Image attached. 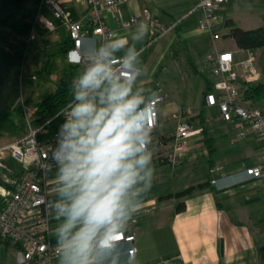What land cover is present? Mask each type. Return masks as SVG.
<instances>
[{
	"label": "crops",
	"instance_id": "crops-1",
	"mask_svg": "<svg viewBox=\"0 0 264 264\" xmlns=\"http://www.w3.org/2000/svg\"><path fill=\"white\" fill-rule=\"evenodd\" d=\"M60 1L65 15L70 20L80 19L87 10L81 0ZM200 1L129 0L121 6V15L123 19L128 20L133 16L141 15L143 10L149 9L152 16L162 25L177 24L178 30L174 29L177 32L175 40L181 38L185 42L192 36L193 30L201 33L198 31L199 20L202 16V10L199 8ZM232 4L229 3L220 8L219 12L225 15L226 20L220 21L215 26L214 34L226 38L229 30L225 27V23L228 20H233L235 25L240 27L237 21L228 15ZM194 16H196L195 19H193ZM107 23L120 37L128 38L129 44L134 43L130 37L138 25L123 29L119 26L118 20L111 16L107 17ZM57 30L65 33L66 36L61 44L62 47L66 43L68 33L65 26L60 23ZM8 31L11 37L17 35L10 29ZM153 33L149 29L142 41L135 42L140 52L146 51L144 48L153 42ZM226 39L232 43L229 48L222 50L219 49V45L214 44V52L230 51L239 60L248 57V52L239 50L233 39ZM15 44L11 43L13 47L20 46V44ZM93 46V40H86L83 54ZM20 49L19 47L18 50ZM71 50L67 53L60 51L67 67L73 65L69 60ZM244 54L246 57H243ZM117 55L122 56L123 53H117ZM187 60L197 69L193 75L200 77L201 82L195 92H192L191 87L185 88L180 92L181 95L178 91H172L171 93L175 95L173 101L170 93H165L167 100L171 99L169 102L171 104L158 106V126L151 131V146L154 149L152 163L155 166L152 186L146 193L137 196L134 194L140 187L137 185L127 197L130 215L122 222L120 232H124L125 235L136 233L135 242L133 244L117 242L109 249H95L93 251L94 264H264L259 253L260 248L264 246V180H254L244 173L247 167L257 164L261 144L248 128L246 136L239 137L238 124L221 120L217 108L205 109L204 94L208 89V84L214 82L215 78L206 76L210 70L205 64L206 58L203 59L202 65H196L192 58ZM150 67L142 68L145 71ZM161 68L160 66L159 70ZM152 77L149 76L151 81L154 78ZM151 81L143 79L142 85L141 82L139 85L144 87L145 94L152 96L153 99L154 91L147 87ZM242 83L244 82L239 81L238 84L241 91ZM199 93H201L200 101L196 99ZM154 94L156 95V92ZM7 96L6 94L5 98ZM30 100L32 97L26 101ZM241 100L243 106L259 107L257 109L261 108L260 110L264 111L258 102L261 100L256 102ZM11 104H13L12 109L0 110V120H10L17 113L14 110L19 106V99L14 98ZM168 107H173L169 118L166 113ZM182 109L193 111V115L189 118L190 124L201 132L188 139L180 164L173 166L163 157L173 152L174 134L177 127V123L173 121V115ZM2 113L11 115L9 118H3ZM207 113L212 114V118H209ZM202 119L205 120L202 121ZM23 133L24 127L18 125L9 132L0 131V146L17 141ZM8 167L0 172V184L6 188H10V180L20 169L11 161ZM57 174L58 167L52 168L48 173L51 187L48 197V204L51 208L50 240L56 245L58 241L53 230L63 222V218L55 219L53 206L64 199L59 194L60 185L56 179ZM196 184L201 185V188H197ZM193 187L195 190L180 200L171 197ZM180 202L185 204V210L177 213V205ZM137 204L140 207L132 212L131 208ZM99 239L100 237L96 242ZM133 247L136 248V252L131 255L129 251ZM0 264L25 263L22 262L20 250L17 247L0 240Z\"/></svg>",
	"mask_w": 264,
	"mask_h": 264
},
{
	"label": "clouds",
	"instance_id": "clouds-1",
	"mask_svg": "<svg viewBox=\"0 0 264 264\" xmlns=\"http://www.w3.org/2000/svg\"><path fill=\"white\" fill-rule=\"evenodd\" d=\"M148 32V23L141 22L131 34L134 43L113 34L87 49L83 69L71 81L72 100L52 150L64 198L53 206L55 219L63 218L53 230L59 264H94L97 238L103 249L119 238L130 215L129 192L139 185L134 194L141 196L152 186V96L138 84L143 68L135 43Z\"/></svg>",
	"mask_w": 264,
	"mask_h": 264
},
{
	"label": "built area",
	"instance_id": "built-area-1",
	"mask_svg": "<svg viewBox=\"0 0 264 264\" xmlns=\"http://www.w3.org/2000/svg\"><path fill=\"white\" fill-rule=\"evenodd\" d=\"M128 1L81 0L87 8L86 12L80 19L70 20L65 15L60 0H39L34 23L27 37V49L39 38L41 28L52 33L57 31L60 23L65 26L73 43L69 60L73 65H80L82 71L86 59L83 54L85 41L93 40V47H98L105 39L116 34L107 23L109 16L116 18L123 29H130L141 22H147L149 29L156 33V39L177 27V24L162 25L152 16L149 9L143 10L139 16L123 19L121 6ZM230 1L233 0H201L199 8L202 10V16L198 31L211 34L213 40L218 39L220 35L213 32L221 20L217 12L223 4ZM205 61L215 81L212 82L213 90L205 95L204 107L217 108L219 117L226 123L236 122L240 127L239 137L246 136L247 128L254 133L261 144V152L257 164L247 167L244 173L254 180H264V111L243 106L238 86L243 77L249 82L256 80L253 78L254 54L248 52V57L240 61L233 52H215L208 55ZM112 63L115 65L120 61L113 60ZM157 88L150 113L151 131L158 126V106L167 100L162 88L158 85ZM20 106L27 133L15 142L0 146V172L9 168L7 164L9 161L20 167V173L10 180V188L0 184V240L17 247L25 264H58L61 249L50 240L51 208L48 204L51 193L48 173L52 168L57 167L52 159V150L57 145L58 133L51 139L39 140L40 129H34L32 126L35 108H31L26 100H22ZM192 115L191 109H182L173 115V121L177 123L174 148L172 153L163 157L173 166L180 164L188 139L201 132L187 122L186 118H191ZM135 237L136 233L125 235L124 232H120L115 243L133 244ZM95 249L103 248H100L96 242ZM134 252H136L135 247L129 251V254L133 255Z\"/></svg>",
	"mask_w": 264,
	"mask_h": 264
},
{
	"label": "rangeland",
	"instance_id": "rangeland-1",
	"mask_svg": "<svg viewBox=\"0 0 264 264\" xmlns=\"http://www.w3.org/2000/svg\"><path fill=\"white\" fill-rule=\"evenodd\" d=\"M229 3L233 4L228 15L232 16L240 27L249 29L264 28V0H233L223 5ZM20 12L8 4L0 3V22H16L21 19ZM219 17L221 18L220 21L226 20L224 14L220 13ZM195 18L196 16L193 17V19ZM0 28V110L12 109L13 104L11 103L16 97L19 99V104L22 100H28L32 97V100L28 103L31 108H35L37 102L45 99L56 90L64 72L68 69L60 53L61 44L66 39L65 33H60L58 30L52 33H44L27 49V42L26 46L22 44L26 40L24 37L18 35L11 37L6 27L0 26ZM193 32L192 36L185 42L180 38L175 40L176 30L158 39H156V33L154 32L153 42L144 48L146 51H142L140 57L142 67H151L149 70H143L141 81L139 80L138 84L141 82L142 85L143 79H148V82L151 81L149 76H153V80L147 87L155 93L158 89L157 85L160 86L164 93H170L172 101L175 98V95L171 93L172 91H178V94L181 95L180 92L191 87L192 92H195L201 79L193 75L194 69L187 59L192 58L196 65H202L203 59L215 53L214 44L219 45V49L223 50L229 48L232 43L222 35L213 40L209 33H198L197 30H193ZM11 43L20 44L19 47L24 49L22 58L15 55L17 46L13 47ZM253 54L255 57L253 78L256 80L251 83L256 88L260 83L264 84V49ZM243 57H246V54ZM149 59H151L150 62ZM160 66L162 68L159 70ZM40 71H42V75H38ZM158 71L161 72L158 73ZM156 75L157 77H155ZM206 76L213 78L210 70ZM240 81L249 83L244 77ZM244 83L242 84L244 85ZM240 93L241 99L246 98L243 90H240ZM6 94L8 95L7 98H5ZM171 99H168L162 105L169 106ZM196 99L200 101L201 93L197 94ZM258 102L260 107L264 108V100ZM172 112L173 107H168L166 111L168 118ZM208 114L210 113H207V116L212 118L213 115ZM16 125L26 127L23 116L18 113H15L10 120L1 119L0 131H3V133L9 132L11 129L14 130ZM9 162H7L8 166ZM17 172L19 174L20 169Z\"/></svg>",
	"mask_w": 264,
	"mask_h": 264
},
{
	"label": "trees",
	"instance_id": "trees-1",
	"mask_svg": "<svg viewBox=\"0 0 264 264\" xmlns=\"http://www.w3.org/2000/svg\"><path fill=\"white\" fill-rule=\"evenodd\" d=\"M0 3L8 4L15 10L21 11V19L9 23L8 21L0 22V26L10 29L12 33L18 36L24 37V46H26L27 37L33 26L35 13L39 0H0ZM225 27L229 30L226 38L233 39L237 48L242 51L256 53L259 50L264 49V28H257L252 30H244L235 25L233 20H228L225 23ZM178 30V26L175 28ZM40 36L47 33L46 30H39ZM181 39V38H180ZM182 40V39H181ZM73 48V43L70 37H67L66 43L61 47L62 53H67ZM16 47L15 55L22 58L23 50ZM190 64V63H189ZM191 65V64H190ZM193 67V65H191ZM81 69L80 65H70L68 69L64 72L62 79L60 80L56 90L48 95L45 99L41 100L35 105V114L32 117V126L34 129H40L38 138L39 140L51 139L58 133L60 126L64 123L63 109L66 108L68 103L72 100L70 95V84L72 79L79 73ZM194 69V73L197 69ZM42 75V71L38 73ZM38 75H36L38 77ZM246 85V86H244ZM242 84V90L246 98L245 101L256 102L258 100L264 99V84L260 83L256 88L253 87L251 82ZM239 86V85H238ZM213 90L212 83L208 84V89L206 90L204 96ZM18 114L22 115V108L19 106L14 110ZM3 118H9L10 113H2ZM201 117V116H200ZM205 119H202L204 121ZM188 123L191 121L187 120ZM27 133V128L24 127V133L22 137ZM201 188V186H199ZM193 188H189L178 194L171 196L176 199H182L194 191ZM185 210V204L180 202L177 205V213H181ZM261 258L264 260V246L259 250Z\"/></svg>",
	"mask_w": 264,
	"mask_h": 264
}]
</instances>
